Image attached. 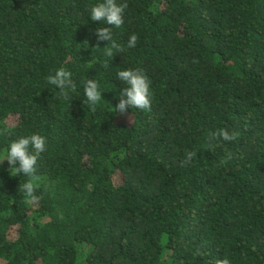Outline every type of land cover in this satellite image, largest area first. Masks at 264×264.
I'll return each mask as SVG.
<instances>
[{"label":"trees","instance_id":"16d2710c","mask_svg":"<svg viewBox=\"0 0 264 264\" xmlns=\"http://www.w3.org/2000/svg\"><path fill=\"white\" fill-rule=\"evenodd\" d=\"M92 2L0 0V150L47 138L33 197L0 164V264H264V0H125L112 60ZM61 66L95 112L47 83ZM137 67L151 109L110 112Z\"/></svg>","mask_w":264,"mask_h":264},{"label":"clouds","instance_id":"9594fccd","mask_svg":"<svg viewBox=\"0 0 264 264\" xmlns=\"http://www.w3.org/2000/svg\"><path fill=\"white\" fill-rule=\"evenodd\" d=\"M125 0H93L87 8V18L99 22L106 27H97L95 36L98 42L107 41L108 47L103 49V55L112 60L114 55L125 51V48L114 39L113 29H119L125 22ZM138 37L133 34L128 38L127 49L136 46ZM116 78L121 82L118 102L111 106L110 112L123 115L133 109L138 111L150 110L152 100L151 81L142 68H128L116 73ZM47 83L59 91L61 97L68 103L73 99V93L82 88L85 102L90 111L95 112L102 96L100 85L95 79H86L79 83L74 79L72 70L66 67L54 69L47 77ZM7 130H4L5 134ZM214 139L232 142L236 135L227 129H220L213 133ZM47 151V138L39 133L21 135L9 139L3 150H0V164L7 162L9 175L12 177L27 178L20 190L28 197H33L37 177L38 162L43 153ZM197 156L195 151H187L184 163H188ZM222 264H230L225 258Z\"/></svg>","mask_w":264,"mask_h":264}]
</instances>
